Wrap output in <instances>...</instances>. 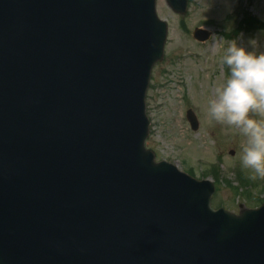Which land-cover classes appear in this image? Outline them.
<instances>
[{"label":"water","instance_id":"obj_1","mask_svg":"<svg viewBox=\"0 0 264 264\" xmlns=\"http://www.w3.org/2000/svg\"><path fill=\"white\" fill-rule=\"evenodd\" d=\"M167 34L156 0H0V264H264V203L146 148Z\"/></svg>","mask_w":264,"mask_h":264},{"label":"rangeland","instance_id":"obj_2","mask_svg":"<svg viewBox=\"0 0 264 264\" xmlns=\"http://www.w3.org/2000/svg\"><path fill=\"white\" fill-rule=\"evenodd\" d=\"M156 7L169 34L165 59L154 68L147 96L151 119L147 147L156 152L157 160L213 181L214 206L236 213L261 206L264 178L253 180L254 173L242 167L246 138L238 129L215 121L209 101L230 76L222 58L231 41L257 55L264 53V0H190L186 16L174 12L166 0H156ZM197 27L207 29L210 39L196 40ZM250 40L257 41L255 47ZM189 109L199 119L197 130L187 120Z\"/></svg>","mask_w":264,"mask_h":264},{"label":"clouds","instance_id":"obj_3","mask_svg":"<svg viewBox=\"0 0 264 264\" xmlns=\"http://www.w3.org/2000/svg\"><path fill=\"white\" fill-rule=\"evenodd\" d=\"M249 43L255 47L257 41ZM222 63L230 69V76L209 101V113L215 121L238 129L246 138L242 167L254 173L251 179L264 178V53L257 55L231 41ZM253 115L262 119H254Z\"/></svg>","mask_w":264,"mask_h":264}]
</instances>
